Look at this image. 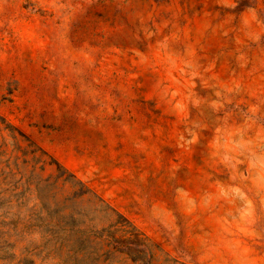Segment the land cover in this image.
<instances>
[{"label": "rangeland", "instance_id": "1", "mask_svg": "<svg viewBox=\"0 0 264 264\" xmlns=\"http://www.w3.org/2000/svg\"><path fill=\"white\" fill-rule=\"evenodd\" d=\"M0 264H264V0H0Z\"/></svg>", "mask_w": 264, "mask_h": 264}]
</instances>
